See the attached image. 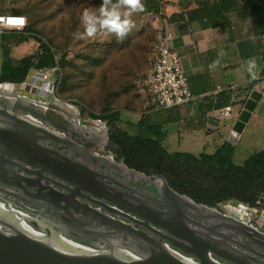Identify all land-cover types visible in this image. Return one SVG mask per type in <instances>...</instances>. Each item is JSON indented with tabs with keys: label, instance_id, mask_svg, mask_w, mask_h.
Masks as SVG:
<instances>
[{
	"label": "flooded vegetation",
	"instance_id": "af4514ba",
	"mask_svg": "<svg viewBox=\"0 0 264 264\" xmlns=\"http://www.w3.org/2000/svg\"><path fill=\"white\" fill-rule=\"evenodd\" d=\"M52 89V83L48 82ZM42 89V88H41ZM34 97L29 96H15L13 100H21L27 102H35ZM43 107L45 110L52 111L62 116V120L65 124V132H57L56 135L61 139L59 145L65 146L67 152L65 155H71L73 161H76V168H72L69 165L67 159L57 160L51 157L50 165L55 163L60 167L66 169H75L86 167L91 177L90 187L95 192H107L109 194L119 193L120 202L124 205L143 213L159 216L163 220L172 219L173 228L179 230H188L195 237H158L162 235H168L163 230H157L159 235L155 233H148L149 237H141L132 232H137L140 227L134 224V221L138 220L130 213L125 212L115 206H107L101 208L92 204V201L82 199L75 196L71 198L69 205L74 208L70 212L71 215L64 211L54 210L57 206L58 194L52 193L50 187L52 184H48L46 181L41 180L38 176H28L24 172H20L18 168L12 167L10 161H7V156H4L3 160H0V211L3 216L0 217V221L6 228H21L30 232L33 235L47 238L48 240L57 239L66 245L73 247L84 253L89 254H101L114 252L116 254H124L131 260H141L142 255H148L155 247L162 246L171 256L179 259L186 264H200V262L192 255L185 256L176 246H181L184 252L196 253L203 248L214 247L226 249L231 248L236 251L237 255L233 260L236 264H264V244L262 246H256L254 240L246 239L245 237H228L224 234V231L218 230L220 224L229 223L227 217L230 219L242 222L246 225H250L252 220L262 221L261 228L257 227L254 223L252 226L257 228L264 234V210L256 211L253 215H246L245 217H239L233 212L228 213L229 208H225L228 211H221L219 204L216 206L207 205L200 202L194 203L198 205L206 206L210 209H215L220 212L227 222H221L220 219L214 220L208 217L207 214L200 212L196 216L201 218L205 217V221L198 220L197 224H188L187 227H183L178 224L177 214L178 210L172 209L166 205L161 197L158 195L156 189L150 184V180H155V172L146 164V167L135 168L119 159L115 154V148L111 144L110 127L106 123L96 124L93 121H83L79 118L77 112L71 107H67L66 111L62 110L58 105V101L51 95L45 100ZM36 103V102H35ZM59 108V109H58ZM72 111H71V110ZM11 116H16L21 121H25L31 130L36 132L35 135L40 137L42 131L54 132V128L51 124L42 123L39 119L32 117L29 114L20 116L13 112L9 113ZM37 115H46L47 112H41L39 109L35 110ZM59 127L63 126V123H57ZM69 124V125H68ZM25 127V125H24ZM27 127V126H26ZM0 129L5 130L7 134H13L18 132L21 135L26 133V130L16 128L15 124L7 123L0 124ZM19 129V131H18ZM30 134V133H29ZM74 135L76 142H83L86 151L89 153L84 154L81 149L82 146H77L69 142V136ZM98 137V139H97ZM101 137H103L101 139ZM60 149L59 151H64ZM38 154V153H37ZM74 155V156H73ZM75 155L76 158H75ZM47 156V155H46ZM94 158L97 162L94 163ZM102 162V163H100ZM18 165L17 162H14ZM73 165V163H71ZM101 164H104L105 172L101 170ZM74 166V165H73ZM129 171H134L140 175H133ZM86 171H83L80 176L85 177ZM102 173V174H101ZM44 188V192H40V189ZM65 189V186L62 187ZM43 190V189H42ZM62 196L71 195L70 192L60 190ZM83 193V191H82ZM49 195L46 204L41 205L42 209L36 205L39 200H43L44 196ZM53 196V198H52ZM70 199V198H67ZM190 199V198H189ZM96 201V199H95ZM98 201V200H97ZM258 204L264 208V197L262 196L258 200ZM58 205H62L59 203ZM168 207V208H165ZM75 210L77 213H75ZM245 213V211H243ZM115 213L127 215L129 219L119 218L121 224L128 229L118 228V231H113L104 227L106 220L104 218L109 217L117 220ZM190 219H193L190 217ZM223 219V220H224ZM99 220V221H98ZM101 224H103L101 226ZM2 231L7 234H11L10 230ZM128 230V231H127ZM47 231L54 233L56 237H47ZM147 233V229H142ZM215 232L218 235L212 234ZM110 235V236H108ZM212 236V237H207ZM169 239L170 241H168ZM160 243V244H159ZM230 250V249H229ZM239 252V253H238ZM208 257L218 264H233L224 262L221 259L215 257L211 252H207Z\"/></svg>",
	"mask_w": 264,
	"mask_h": 264
},
{
	"label": "water",
	"instance_id": "95a60500",
	"mask_svg": "<svg viewBox=\"0 0 264 264\" xmlns=\"http://www.w3.org/2000/svg\"><path fill=\"white\" fill-rule=\"evenodd\" d=\"M44 71H36L31 70L21 84H11V83H2L0 84V124L13 123L16 128H21L26 130L24 135H21L18 132H14L13 134L5 133V130L0 129V160L4 159V156H7V161L12 162L11 166L18 168L20 172H24L28 176L34 177L38 176L43 181H46L48 184H52L51 190L52 193L58 194L57 206L54 207V210L64 211L67 214L71 215L73 207L69 205L71 198L75 196H79L82 199L92 201V204L95 206H99L101 208H107V206H115L119 209L124 210L127 213L133 215L138 221L134 224L140 227V230L137 232H132L133 234H137L141 237H149L148 233H155V235H159L157 230H163L168 235H162L158 237H195L193 234L188 232V230H179L173 228L172 219L163 220L159 216H152L151 214L143 213L141 211H136L123 203L120 202L119 193L109 194L107 192H95L90 186L91 177L86 167H83V171H86V176H80L82 174V169H66L62 168L56 163L54 165H50L51 157L56 158L58 161L67 159L69 165L72 168H76V161H73L71 155H65L67 152L65 146L59 145V140L61 139L56 135L57 132H65V122L61 121L62 116L60 114H56L52 111H47L43 107L46 103L45 100L49 95V91L51 90L50 84L43 82L40 86L34 81L30 82L29 79L32 74L44 75ZM30 76V77H29ZM5 86L10 87V91H8ZM44 87V88H43ZM46 90L43 91V89ZM36 98L34 101L36 102H27L19 100H13V97L19 96H29ZM262 95L258 92H252L249 96V99L243 105L242 111L239 113L229 135L228 143L231 145H236L239 137L249 121L252 113L255 112L258 104L261 102ZM59 107L62 110L57 111H66L68 105L58 102ZM39 109L41 112H47L49 116L46 115H37L35 114V110ZM59 109V108H58ZM71 110V109H70ZM72 111V110H71ZM13 112L15 114H20V116H24L25 114H29L34 118L39 119L42 123L51 124L54 128V132L42 131L40 137L35 135V131H27L31 130L27 122L21 121L16 116H11L9 113ZM63 123V126H57V123ZM207 122L209 128L215 129L219 127L220 121L214 117L213 115L207 116ZM25 125V127H24ZM69 125V124H68ZM27 126V127H26ZM19 131V129H18ZM30 133V134H29ZM103 137H101L102 139ZM98 139V137H97ZM69 142L75 144L77 146H82L83 149L81 151L86 154H89L85 146L86 143L80 141L76 142L77 138L74 135L69 136ZM63 149L64 151H59ZM38 153V154H37ZM47 155V156H46ZM74 156V155H73ZM77 155H75L76 158ZM14 162H17L15 164ZM94 163L97 162V159L94 158ZM73 163V165L71 164ZM102 163V162H100ZM105 166L101 164V170L104 171ZM133 175H140L134 171H129ZM102 174V173H101ZM155 180H150V184L156 189L158 195L161 197V200L171 207L172 209L178 210L177 221L178 224L182 225L184 228L188 226V224H197L196 221L203 220L205 221V217L203 216L200 219L196 214L199 215L200 212H203L211 217L214 220L220 219L221 222H227V218L230 221L229 223L220 224L218 226V230L224 231L228 237H245L249 240H254L256 246H262L264 244V234L261 233L257 228L253 227L254 223L257 224L258 228H261L260 224L262 221H254L250 222V225H246L242 222L230 219L229 217L226 220L223 218L225 215H222L215 209L207 208L203 205H198L194 203L191 199L184 195H180L173 191L165 178L160 175L158 172H155L154 176ZM65 186L66 191L70 192L69 196H62L60 190H65L62 187ZM43 189V190H42ZM44 188L40 189V192H44ZM83 191V193H82ZM49 195L44 196V199L39 200V205L37 207L41 208V205L46 204L47 199H49ZM264 195H262V198ZM53 198V196H52ZM70 198V199H67ZM96 199V201H95ZM98 200V201H97ZM62 203V205H58ZM168 208V207H165ZM107 210V209H106ZM75 213L77 211L75 210ZM117 220L114 218L110 219L106 216L104 218L106 223H104V227L110 230L118 231V228L128 229L126 226L121 224L119 218L123 217L125 219H129L127 215H123L120 213H115ZM3 214L0 211V217ZM192 217L193 219H190ZM224 219V220H223ZM99 221V220H98ZM103 224H101L102 226ZM10 230L11 234H7L2 231ZM147 229V233L143 232L142 229ZM186 229V228H185ZM128 231V230H127ZM212 234L218 235L213 232ZM47 237H56L55 234L50 231H47ZM110 236V235H108ZM212 237V236H207ZM170 241L169 239H167ZM160 244V243H159ZM185 256L192 255L194 256L200 264H218L212 261L207 252H211L212 255L221 259L224 262L234 263L235 261L231 257H235L237 255L236 251L227 248H214L208 247L203 248L196 253H187L184 252L181 246H176ZM230 249V250H229ZM239 253V252H238ZM0 264H186L179 259L171 256L162 246L155 247V250H152L148 255H142L141 260H131L124 254H116L114 252L101 253V254H89L81 252L73 247L66 245L65 243L60 242L57 239L48 240L47 238L39 237L31 234L28 231H25L19 227L17 228H6L0 221Z\"/></svg>",
	"mask_w": 264,
	"mask_h": 264
},
{
	"label": "crops",
	"instance_id": "0c3cea01",
	"mask_svg": "<svg viewBox=\"0 0 264 264\" xmlns=\"http://www.w3.org/2000/svg\"><path fill=\"white\" fill-rule=\"evenodd\" d=\"M200 1L162 0L161 3L164 18L173 35L170 47L180 58L190 92L194 96L204 97L203 101L197 106L142 112L135 121L128 122L136 125L143 115L147 127H157L161 131L158 141L168 154L181 153L194 157L213 155L219 147L229 144L231 129L243 105L252 92H258L262 95L261 102L245 125L237 144H230L234 148L233 160L241 164L250 155L264 150V77L261 76L263 59L259 33L251 20H239L233 15H229L230 25L226 28H202L197 22H189L185 13L196 9ZM149 13L146 8L140 14ZM10 34L6 32L3 36L10 37ZM2 45L10 49L13 62L31 57L38 51L37 43L31 38L17 46L0 42L1 58ZM249 59L256 61V79H252L244 70V62ZM217 60L219 65L214 70L210 69L209 65ZM216 88H220L221 93L228 97L232 112L228 119L220 122L218 128L212 129L207 122L212 110L208 111L204 105L210 101L209 95ZM129 129H134L130 134H138L135 127ZM144 135L154 139L147 132Z\"/></svg>",
	"mask_w": 264,
	"mask_h": 264
},
{
	"label": "trees",
	"instance_id": "16d2710c",
	"mask_svg": "<svg viewBox=\"0 0 264 264\" xmlns=\"http://www.w3.org/2000/svg\"><path fill=\"white\" fill-rule=\"evenodd\" d=\"M161 1L143 0V3L149 12L156 13ZM229 13L239 20H251L259 33L263 59L261 76L264 77V0H201L197 8L187 11L185 16L189 22H197L202 28H226L230 25ZM0 14L25 17V13L20 11ZM26 21L27 27L22 32H10V37L2 36L1 42L17 46L31 38L37 43L38 51L31 57L13 62L10 49L2 45L0 84H21L31 70H53L65 66L62 58L57 59L53 43L43 41L37 30ZM66 82L67 78L62 77L60 84ZM228 104V97L221 93L204 106L208 107V111H213ZM91 117L107 122L114 129L111 144L119 159L135 168L148 164L165 178L173 191L195 202L211 206L231 202L255 208L259 198L264 195V150L250 155L241 164L233 160L234 148L230 144L222 145L213 155L194 157L181 153L168 154L158 141L161 131L157 127H147L143 115L136 125L122 119L119 111H107L98 117ZM131 127H135L138 134H130L127 129ZM145 132L154 139L146 137Z\"/></svg>",
	"mask_w": 264,
	"mask_h": 264
},
{
	"label": "rangeland",
	"instance_id": "374dc122",
	"mask_svg": "<svg viewBox=\"0 0 264 264\" xmlns=\"http://www.w3.org/2000/svg\"><path fill=\"white\" fill-rule=\"evenodd\" d=\"M101 4L102 0H0V13H25L29 25L43 41L53 43L57 59L62 58L65 63L64 68L43 70L44 75L32 74L30 82L35 81L39 86L51 82L53 98L74 109L83 121L98 125L91 115L98 117L107 111H119L122 119L135 121L143 112L136 82L147 69L155 31L147 15L136 13L132 16L135 26L123 40L103 32L90 38L75 36L84 32L83 11L95 10ZM1 63L0 57V67ZM64 76L67 82L60 84ZM102 123L114 130L107 122ZM219 206L221 211H228L227 207L245 211L239 217H254L256 211L264 210L259 204L255 208L231 202Z\"/></svg>",
	"mask_w": 264,
	"mask_h": 264
},
{
	"label": "built area",
	"instance_id": "2783aa9c",
	"mask_svg": "<svg viewBox=\"0 0 264 264\" xmlns=\"http://www.w3.org/2000/svg\"><path fill=\"white\" fill-rule=\"evenodd\" d=\"M151 20L155 36L147 59V69L136 82V90L142 102L143 112L151 110H168L187 105H200L204 97L194 96L190 92L188 80L181 68L179 56L171 49L173 35L164 18V9L160 3L159 11L147 14ZM24 18L22 24L11 23ZM27 27L25 17L0 14V42L6 32H22ZM222 92L216 88L209 96L214 101ZM232 112L230 106L213 110L212 115L220 122L228 119ZM101 122L98 121V124Z\"/></svg>",
	"mask_w": 264,
	"mask_h": 264
},
{
	"label": "clouds",
	"instance_id": "9594fccd",
	"mask_svg": "<svg viewBox=\"0 0 264 264\" xmlns=\"http://www.w3.org/2000/svg\"><path fill=\"white\" fill-rule=\"evenodd\" d=\"M146 11L143 0H102V4L95 10L85 9L81 15L83 33H75L78 38L93 37L98 32L114 35L117 40H123L135 26L132 16ZM229 15H233L229 13ZM25 22L24 18H18ZM219 61H213L210 69H215ZM244 70L252 79L257 78V64L255 59L244 62Z\"/></svg>",
	"mask_w": 264,
	"mask_h": 264
},
{
	"label": "bare ground",
	"instance_id": "6f19581e",
	"mask_svg": "<svg viewBox=\"0 0 264 264\" xmlns=\"http://www.w3.org/2000/svg\"><path fill=\"white\" fill-rule=\"evenodd\" d=\"M37 80V79H36ZM5 88L8 90V91H10V87L9 86H5ZM44 88V87H43ZM42 88V89H43ZM44 90H46V89H43V91ZM229 211L230 212H233L234 214H237V215H239V216H243V214H245L244 212H243V210H241L240 208L239 209H237V208H229Z\"/></svg>",
	"mask_w": 264,
	"mask_h": 264
},
{
	"label": "snow or ice",
	"instance_id": "6c2138e0",
	"mask_svg": "<svg viewBox=\"0 0 264 264\" xmlns=\"http://www.w3.org/2000/svg\"><path fill=\"white\" fill-rule=\"evenodd\" d=\"M11 23H18V24H20V23H22V21H20V20H17V21H10Z\"/></svg>",
	"mask_w": 264,
	"mask_h": 264
}]
</instances>
